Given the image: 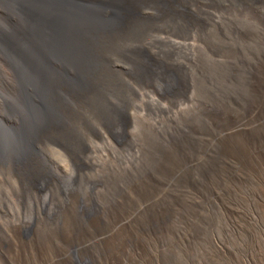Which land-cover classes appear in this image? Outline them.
I'll return each mask as SVG.
<instances>
[{
	"label": "rangeland",
	"instance_id": "1",
	"mask_svg": "<svg viewBox=\"0 0 264 264\" xmlns=\"http://www.w3.org/2000/svg\"><path fill=\"white\" fill-rule=\"evenodd\" d=\"M22 6L10 87L0 58V264H264V0Z\"/></svg>",
	"mask_w": 264,
	"mask_h": 264
},
{
	"label": "bare ground",
	"instance_id": "2",
	"mask_svg": "<svg viewBox=\"0 0 264 264\" xmlns=\"http://www.w3.org/2000/svg\"><path fill=\"white\" fill-rule=\"evenodd\" d=\"M18 1H20L19 4H15V3L11 2V0H0V58L2 59V64L1 65H3V71L6 73V76H7V78L5 77L7 79V81H6L7 87H10L9 86L10 83H11L10 82L11 81L10 76H11V72H12V69L9 66L8 61H7V58H9V54H10L9 50L11 51V44H10L11 43V39L13 38V36L15 34H18V33L21 34V33L24 32V30H25L24 27L27 26V21H28L27 20L28 18H27V15H26V11L23 10L24 8L22 6V3H24L25 1H28V0H18ZM119 1L121 3V0H119ZM118 33H116V34H118ZM131 34H133V33H131ZM133 36H132V38H133ZM109 38H111V37H109ZM21 61L24 63V59L23 60L21 59ZM147 72H149V70H148V68H146L144 66L143 69H141L140 72L137 73V75L138 76L139 75L140 76L146 75ZM1 77H2V75H1ZM113 83H115V82H113ZM84 88H85V86L82 87V85H79L77 87L75 93L76 94L80 93ZM112 88H114V87H112ZM107 95L108 94L106 92L103 93V91H98V93L92 99L94 101V104L96 105V111H97L98 115H100L99 117L101 119H103V121L106 122L105 124L110 125L112 123H117V120H119L118 119L119 116L117 115L118 113L115 110L116 107H114V104L111 101L112 99L110 100L108 98L109 95L108 96ZM72 98H73V96H72ZM0 104H1V101H0ZM62 107L64 108V110L62 111V117L61 118H57L54 122H52V124H50V126L46 130H49V131L52 132V133L50 132V135H54V137H53L54 139L52 138L53 139L52 143L54 142L53 144H55V146L57 145V146H59L58 148L62 147V148H66L67 149V145L70 144L69 141L75 140L76 134H77L76 133L77 130L75 129L76 127H74V125H73V122H72L73 120H72V116H71V112H70L73 109V107H74V100L70 99V98L66 99L62 103ZM90 109H92V108H90ZM0 116L2 117V115H0ZM79 117H80V115H79ZM37 145L39 146V144H37ZM39 148H40V146H39ZM36 149H38V148H36Z\"/></svg>",
	"mask_w": 264,
	"mask_h": 264
}]
</instances>
